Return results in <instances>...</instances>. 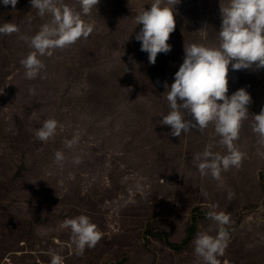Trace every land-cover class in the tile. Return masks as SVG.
Returning <instances> with one entry per match:
<instances>
[{"label":"rangeland","instance_id":"374dc122","mask_svg":"<svg viewBox=\"0 0 264 264\" xmlns=\"http://www.w3.org/2000/svg\"><path fill=\"white\" fill-rule=\"evenodd\" d=\"M162 2L174 9L172 48L150 64L132 17L152 0H98L87 14L81 0H57L93 29L37 53L42 67L31 79L20 61L34 49L22 37L52 23V15L38 14L29 0L0 5V24L18 29L0 33V264H50L53 252L62 264H207L194 238L221 228L217 264H264V138L253 131L252 116L264 106V67L229 66L228 94L244 87L251 96L233 140L243 156L218 176L202 173L197 153L229 150L214 122L180 136L161 124L164 84L172 82L184 44L218 43L219 5L227 0ZM47 118L58 124L42 141L35 129ZM73 135L78 141L66 145ZM209 211L226 213L227 222ZM81 213L100 233L82 249L62 224ZM189 236L187 245L172 246Z\"/></svg>","mask_w":264,"mask_h":264},{"label":"clouds","instance_id":"9594fccd","mask_svg":"<svg viewBox=\"0 0 264 264\" xmlns=\"http://www.w3.org/2000/svg\"><path fill=\"white\" fill-rule=\"evenodd\" d=\"M29 2L38 14L50 12L53 18L52 23L41 25L30 37H22L34 49L20 61L25 68V77L31 79L42 67L37 53L50 54L53 48L89 35L93 24L84 21L81 12L89 13L98 0H81V12L74 11L67 4H58L57 0ZM178 2L174 0V4ZM16 3L17 0H0V5L14 7ZM220 17L217 44L208 46L191 42L183 45L182 62L174 72L172 82L164 84L163 93L168 101V111L160 117L161 124L170 126L174 136H180L182 130L187 133L190 129H202L210 121L214 122L220 143L226 145L229 151L221 155L211 152L209 146H206L203 153H197L194 157L201 172L207 169L213 176L219 175L221 166L227 168L230 164L236 165L243 156L234 147L233 140L238 135L242 118L249 113L247 105L251 102V96L244 87L228 94L227 73L229 66L232 70L247 69L253 65L256 68L264 67V0H227L224 6H220ZM132 19L136 25H140L134 38L140 42V50L147 53L150 64L155 63L158 53L171 50L172 45L168 40L175 27L173 6L170 7L162 0H152L149 8L142 7ZM17 30V26L9 21L0 24V33ZM252 116L253 131L264 138V106ZM57 124L55 118L44 119L35 129L36 137L42 141L47 140L56 131ZM77 141L78 136L73 135L71 139L65 140V144L70 146ZM54 158L61 161L62 151L57 150ZM206 215L220 224L228 220L224 212L209 211ZM62 224L70 226L74 241L80 249L85 245L91 247L99 238L96 225L83 213L66 217ZM225 236L226 232L222 228L216 236L206 232L198 233L194 238V250L207 264H217L216 254L222 251ZM50 264H62L61 256L51 253Z\"/></svg>","mask_w":264,"mask_h":264},{"label":"trees","instance_id":"16d2710c","mask_svg":"<svg viewBox=\"0 0 264 264\" xmlns=\"http://www.w3.org/2000/svg\"><path fill=\"white\" fill-rule=\"evenodd\" d=\"M194 229H195V226H192V227L190 228V231H194ZM190 235H191V234H190ZM190 239H191V236H189V237L186 239V242H184L183 244H172V246L175 247V248H180V247H182V246L187 245V244L189 243Z\"/></svg>","mask_w":264,"mask_h":264},{"label":"crops","instance_id":"0c3cea01","mask_svg":"<svg viewBox=\"0 0 264 264\" xmlns=\"http://www.w3.org/2000/svg\"><path fill=\"white\" fill-rule=\"evenodd\" d=\"M226 3H221L219 6H224Z\"/></svg>","mask_w":264,"mask_h":264}]
</instances>
